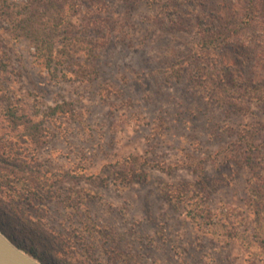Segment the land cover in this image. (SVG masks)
Returning <instances> with one entry per match:
<instances>
[{
  "label": "rangeland",
  "instance_id": "rangeland-1",
  "mask_svg": "<svg viewBox=\"0 0 264 264\" xmlns=\"http://www.w3.org/2000/svg\"><path fill=\"white\" fill-rule=\"evenodd\" d=\"M36 1L0 0V152L17 151L42 179L35 192L0 187L35 222H6L5 232L57 264H259L242 240L263 220L248 205L238 132L252 124L254 140L263 141L264 101L210 97L192 77L198 22L218 26L244 0H54L66 22L52 39L58 44L68 32L83 39L89 52L77 57L96 67L92 80L75 79L66 64L57 71L67 78L53 77L16 33L11 18ZM250 14L255 21L241 38L217 49L231 76L259 80L264 0ZM7 100L43 120L41 140L8 122ZM62 100L68 111L48 117L47 106ZM130 155L172 172L126 165ZM195 199L220 222L189 215Z\"/></svg>",
  "mask_w": 264,
  "mask_h": 264
},
{
  "label": "trees",
  "instance_id": "trees-1",
  "mask_svg": "<svg viewBox=\"0 0 264 264\" xmlns=\"http://www.w3.org/2000/svg\"><path fill=\"white\" fill-rule=\"evenodd\" d=\"M256 0H244L243 8L232 10L228 15L224 14L226 21L218 26L211 25L209 19L203 17L197 24V32L199 35L197 45L198 53L195 62L192 65L193 79H197L202 83L203 92L210 97H224V99H256L264 101V77L256 80L253 77H246L243 73H235V76L229 74L231 62L226 60L223 54L218 51L219 44H223L229 40H238L241 38L242 32L249 27L255 18L251 16V10ZM245 5V7H244ZM30 6V5H29ZM21 14L18 18L14 17V29L18 35H24L30 39L35 48L34 54L36 59L41 63L53 77L67 78V72H63L59 76L57 65H64L69 73L74 74L77 80H92L97 75L96 67L84 60H79L77 55L81 51L88 53L89 48L83 42V39L68 32L66 37L58 44L53 41V34L58 28L66 22L64 8L55 3L54 0H46L36 3ZM43 11L40 12L39 9ZM11 17V14H10ZM208 18V17H207ZM67 24L72 26V22L67 20ZM241 42L242 50L248 51V47ZM264 67V54L260 55V63ZM69 103L62 100L61 103H55L47 106L46 115L53 117L55 115H63L68 111ZM241 109V107H240ZM243 109V108H242ZM5 118L14 126L22 125L25 133L29 134L35 141L41 140L45 135L43 130V120L35 121L33 114H29L13 103L7 100L4 108ZM254 125L247 124L238 132V137L245 145L246 155L244 162L249 171L247 178V196L248 205L252 210L257 221L261 218L263 221L257 223L253 227V234L245 236L242 240L248 243V246L254 248L252 252L255 260L259 264H264V138L260 143L253 138L256 130ZM140 163L142 165L149 164L159 170L171 173L172 167L161 165L158 163L150 164L146 158L141 155H130L126 158L125 164L131 165ZM0 187L6 188L10 193L20 192L24 190L26 193L31 191H40L42 189V179L39 172L34 171L24 158H21L16 151L0 152ZM175 193V192H174ZM181 189H177L176 194L183 195ZM183 197V196H182ZM188 214L194 218H199L202 223L209 226L220 222L218 214L212 212L210 208L200 204L198 200H190ZM6 217H3V216ZM23 221L24 224H35L23 210L20 201L8 194V198H3L0 191V229L12 241L23 248L28 254L37 258L43 264H57L53 261L52 253L39 249L32 242L25 241L23 238H15L10 233H6L4 224L10 221Z\"/></svg>",
  "mask_w": 264,
  "mask_h": 264
},
{
  "label": "water",
  "instance_id": "water-1",
  "mask_svg": "<svg viewBox=\"0 0 264 264\" xmlns=\"http://www.w3.org/2000/svg\"><path fill=\"white\" fill-rule=\"evenodd\" d=\"M0 264H43L12 241L0 229Z\"/></svg>",
  "mask_w": 264,
  "mask_h": 264
}]
</instances>
